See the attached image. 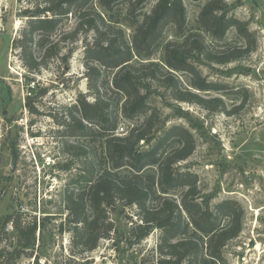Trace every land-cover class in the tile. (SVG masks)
<instances>
[{
	"label": "trees",
	"instance_id": "1",
	"mask_svg": "<svg viewBox=\"0 0 264 264\" xmlns=\"http://www.w3.org/2000/svg\"><path fill=\"white\" fill-rule=\"evenodd\" d=\"M35 1V6L21 11L27 18L26 27L13 42L30 74L59 55L62 38L54 44L49 39L64 19H77L71 37L79 32L92 35L83 50L89 92L80 94L75 104L66 108L65 120L57 123L61 144L84 160L82 170L63 194L66 219L59 228L62 231L68 226L72 256L63 264H88L84 256L96 250L102 240H111L116 249L121 242L132 248L153 230L159 231V257L149 263L142 258L139 264H226L223 249L240 234L243 212L236 201L224 200L210 207L208 199L199 197L196 175L180 165L195 151L193 135L178 125L157 131L160 112L148 98L151 84H156L177 103L226 113L220 99L197 93L221 91L223 87L202 78L196 63L226 64L254 51L255 40L248 25L232 14L227 0L207 1L197 19L201 30L222 42L227 32L235 29L245 42V47L217 56L207 50L200 34L187 32L183 0H157L140 24L131 25L134 33L130 42L120 29L113 28L114 23L91 9L92 0ZM146 1L138 0L133 6L140 9ZM168 25H173L178 39L164 44L160 65L149 58ZM114 70L111 76L104 74ZM179 72L189 76L188 87L183 88L176 76ZM26 81L35 84L33 77H26ZM143 88L146 93L141 92ZM45 93L46 89H41L26 98L25 108L30 114H38L35 103ZM140 118L125 135L117 134L122 120L130 123ZM73 139L81 144L67 145ZM177 191L181 192L179 202L172 197ZM123 208H135L140 222L131 221L126 235L117 231L110 218L111 213ZM43 223L44 219L38 222L36 217L26 222L22 214L4 216L0 222V261L32 257L36 233L41 236ZM8 226L14 239L2 245Z\"/></svg>",
	"mask_w": 264,
	"mask_h": 264
},
{
	"label": "rangeland",
	"instance_id": "2",
	"mask_svg": "<svg viewBox=\"0 0 264 264\" xmlns=\"http://www.w3.org/2000/svg\"><path fill=\"white\" fill-rule=\"evenodd\" d=\"M137 1L92 0L90 7L114 23L113 28L120 29L130 42L134 33L131 25L140 24L157 3L147 0L139 9L133 6ZM207 1L183 0L187 32L200 34L207 50L217 56L245 47L235 29H230L222 42L212 40L201 30L197 19ZM227 3L233 9L232 14L248 25L255 40L254 51L226 64L196 63L202 78L223 87L221 91L197 93L207 99H220L226 113L177 103L165 88L156 84H151L148 102L160 112L157 131L178 125L193 135L195 151L180 165L196 175L199 197L208 199L210 207L224 200L236 201L243 212L240 234L223 249L226 264H264V0H227ZM35 5V0H0V222L7 214H22L26 222L36 217L38 222L44 219V223L41 236L36 233L32 257L12 258L0 264H63L72 257L68 226L64 225L60 231L59 225L66 219L64 190L82 170L84 160L72 150L68 152L69 148L61 144L56 133L60 130L57 123L65 120L66 108L75 104L80 94L89 92L83 50L92 35L79 32L71 37L77 19L74 16L64 19L49 39L54 44L62 38L59 55L30 74L13 42L26 27L27 18L21 11ZM177 39L175 28L168 25L150 61L162 65L164 44ZM66 55L68 58H61ZM114 72L104 74L111 76ZM28 76L35 79V84H28ZM176 76L183 88L188 87L190 78L186 73L179 72ZM41 89H46V93L35 103L38 114L32 115L25 108L26 98ZM141 90L146 93L144 88ZM141 120L130 123L122 120L117 134L125 135L131 125ZM77 142L81 144L73 139L67 145ZM180 193L172 194L177 202ZM135 214V208H123L111 213L110 218L117 231L126 235L131 221L140 223ZM5 233L2 245L14 239L9 226ZM158 241V230L132 248L121 242L116 249L111 240H102L96 250L84 257L88 264H139L142 258L149 263L159 257ZM257 245L259 248L254 249Z\"/></svg>",
	"mask_w": 264,
	"mask_h": 264
},
{
	"label": "bare ground",
	"instance_id": "3",
	"mask_svg": "<svg viewBox=\"0 0 264 264\" xmlns=\"http://www.w3.org/2000/svg\"><path fill=\"white\" fill-rule=\"evenodd\" d=\"M259 248V246L257 245L256 247H254V249H258Z\"/></svg>",
	"mask_w": 264,
	"mask_h": 264
},
{
	"label": "water",
	"instance_id": "4",
	"mask_svg": "<svg viewBox=\"0 0 264 264\" xmlns=\"http://www.w3.org/2000/svg\"><path fill=\"white\" fill-rule=\"evenodd\" d=\"M251 246H252V243H251Z\"/></svg>",
	"mask_w": 264,
	"mask_h": 264
}]
</instances>
